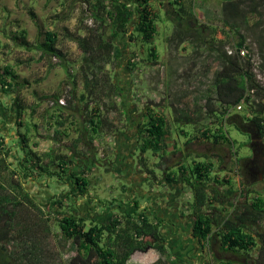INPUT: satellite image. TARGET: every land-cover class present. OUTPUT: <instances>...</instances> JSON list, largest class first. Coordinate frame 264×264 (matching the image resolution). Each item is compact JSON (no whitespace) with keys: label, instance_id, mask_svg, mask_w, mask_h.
Wrapping results in <instances>:
<instances>
[{"label":"rangeland","instance_id":"374dc122","mask_svg":"<svg viewBox=\"0 0 264 264\" xmlns=\"http://www.w3.org/2000/svg\"><path fill=\"white\" fill-rule=\"evenodd\" d=\"M221 3L222 0H195V22H189L176 15L170 5L162 6L153 2L151 5L158 18L156 34L151 44H142L139 38L131 43L126 36L115 42L120 57L107 69L110 80L119 85L120 94L129 104V119L125 120L117 111L107 114V117L115 123L116 129L103 130L104 133L94 137L90 143L96 163L91 165L85 161L86 166H93L87 173L88 194L82 198H74L68 194L70 185L67 180H56L40 174L36 169H32L29 173L22 169L19 159H22L29 150L38 155L53 151L68 158L72 156L74 162L76 159H81L77 152L72 150L71 143L80 135L86 143V136H89L88 128L79 131L83 107L81 101L83 87L79 69L82 53L68 35L83 36L87 29L99 30L100 27L90 13L84 11V0H0V67L6 65L12 67L18 81L25 85L17 94L12 95L4 94L0 88V137L4 143L0 155V185L10 190L9 184L12 181L18 182L17 188L20 187L23 193H28L39 208L37 211L22 201L18 215L15 217L16 226L14 225L13 228L17 242L12 241L5 245L4 241H0V261L2 260L0 264H11L9 255L12 252L18 254L20 249H25L30 244L39 250L42 256L40 264H68L75 255L74 246L71 242L66 243L62 240L57 227V220L66 212L71 211L81 215L82 218L87 219L86 225L90 224L88 220L105 222L111 218V214L118 215L125 212L123 207L133 203L128 197L132 195L140 209H147L149 215L155 209V206L152 207L153 203L168 205V196L172 192H175V195L170 197L171 209H166L165 213L159 212L160 217L167 219L162 226L161 234L166 240L168 254L161 258L162 261H175L177 264H217L222 260L243 264L245 260L249 261L256 257L258 247L248 255L221 252L217 245L212 246L210 250L202 249L191 237V218L188 210V203L192 199L190 190L188 187L182 189L179 185V187L171 185L172 188L163 186L165 180L162 175L165 172L177 170L179 163H189L192 159L197 157L203 159L204 156L214 165L213 176L218 179L229 176L231 179L234 207L232 209L224 207L227 213L236 215L241 210L244 197L249 203L256 195H260L264 200V173L263 179L257 181L256 174H248L245 166L253 154L251 148L254 146L251 142L258 143L261 139L251 132L249 139L247 134L241 133L234 126L228 124L225 126L226 138L232 141L234 150L237 151L236 158L240 159L236 165L238 171L230 172L235 156L232 155L229 145L215 144L198 137L196 133V129L209 121L204 114V120L195 126L178 125L175 120L178 111L194 108L195 97L212 93L210 82L213 73L218 70L224 73L226 69L220 68L221 65L209 54L205 45H200L194 51V48L186 42L174 50L170 46L169 39L175 28L190 27L202 30L207 40L212 36L215 37L216 42L220 41L223 44L225 52L232 48L237 43V36L234 33L231 35L221 21ZM262 13L264 14V9ZM257 20V16H249L250 30H244L243 33L247 37L248 53L256 66L259 57L251 33L259 31L260 27L264 26V19L260 26H253ZM21 30L26 32L25 40L32 47L43 41L44 31L55 32L58 35L61 58L41 56L39 50L19 47L13 41V37ZM103 31L104 38L108 37L109 25H106ZM129 32H132V28ZM218 45L219 42L216 43V46ZM148 46L157 51L156 63L148 60ZM128 61L134 68H130ZM254 71L258 81L264 85V74L255 66ZM54 99L63 102V104L58 103L62 107H59L60 112H57V107L53 108L54 106L51 105ZM17 100L23 108L21 116L17 112ZM198 105L203 106L204 100L201 99ZM148 111L165 119L170 134L162 151L149 150L144 154L148 169H153L155 175V178L147 183L145 182L149 177L145 174L147 167H138L140 171H135L132 170L133 167L127 165L124 171H121L116 164L120 158L127 159L129 150L134 144L131 140L132 122L137 120L139 123H144ZM57 115L61 116V120L65 119L62 127L56 123ZM180 127L187 136L178 132ZM56 131L61 134H55ZM20 135L28 139L26 144L20 143ZM137 138L135 146H139L141 142L140 135ZM188 138L190 140L185 144ZM134 154L133 165L136 167L140 153ZM262 155L264 156L263 152ZM241 187L247 190L243 191L242 195ZM147 193H152L155 199H149ZM181 195L182 198L173 204V200ZM56 199H61V203L50 205ZM177 209L184 215L180 221L175 214ZM170 216L174 221H178L175 222L179 224L177 229L168 223ZM40 218L45 219L46 222L43 225L41 223L39 227L34 226L33 224H37ZM45 224L48 225V233L44 231ZM23 225L27 227L32 225V234L18 237ZM262 227L264 228V219L254 226L261 229ZM158 258L159 255L155 250L146 248L142 252L133 253L128 264H153Z\"/></svg>","mask_w":264,"mask_h":264},{"label":"trees","instance_id":"16d2710c","mask_svg":"<svg viewBox=\"0 0 264 264\" xmlns=\"http://www.w3.org/2000/svg\"><path fill=\"white\" fill-rule=\"evenodd\" d=\"M153 2L162 6L168 4L180 18L195 22V0H84V11L90 13L100 29H87L83 36L68 35L82 53L79 69L83 87L81 93L83 107L79 131L82 132L88 128L89 136H86V143L83 142L81 135L71 143L72 150L77 152L76 154L82 160L76 159L74 162L72 156L68 158L55 154L53 151L38 155L29 150L22 159H19L23 170L31 173L32 169H36L40 174L56 180H67L70 185L68 194L74 198H82L88 194L87 173L93 166H86V164L96 163L90 143L94 137L101 136L104 133L103 130L116 129L115 123L107 117V114L117 111L119 115L124 116L125 120L129 119V104L120 94L119 85L110 80L107 69L110 64L112 67L114 60L120 57V51L116 49L115 42L126 36L131 43L139 38L142 44H151L156 34L158 18L151 5ZM263 9L264 0H222L220 18L230 31L229 33L237 36L234 48L237 50L248 48L247 37L243 34L244 30H250L248 17L257 16L258 20L253 26H260L264 19ZM106 25H109L110 33L104 38L103 30ZM130 28H132L131 33ZM25 36L26 32L21 30L18 35H14L13 41L19 47L39 50L41 56L61 58L58 35L55 32L44 31L43 41L35 47L29 45ZM251 38L259 57L257 66L253 64L249 53L242 58L237 55H228L220 41L216 46L218 42L215 37L212 36L207 40L203 36V31L197 28H175L169 39L170 46L174 50L186 42L194 48V51L200 45H205L209 54L221 65L220 68L226 69L224 73L221 70L213 73L210 82L212 93L195 97L194 108L178 111L175 120L178 125L195 126L203 121L204 117L208 118L207 124L196 129V133L204 140L229 145L232 155L235 156L230 172L238 171L236 165L240 159L236 158L237 151L234 150L232 141L226 138L227 124L234 126L241 133L249 136L251 132L262 139L264 153V85L258 81L254 71L255 66L264 74V26L260 27L259 31L251 33ZM148 60L151 63H156L158 60L156 49L150 46H148ZM128 65L134 68L130 61ZM24 86V83L18 81L12 67L9 65L0 67V88L4 94H17ZM201 99L204 100L203 106L198 105ZM58 101L59 99H54L52 103L53 108L57 107V112H60ZM238 104H242V110L235 111L234 108ZM22 110L18 101L17 112L20 116ZM64 122L65 119L61 120L60 115L56 116L58 126L62 127ZM135 127H137V135H140L139 141L141 139L138 150L142 156L149 150L156 152L165 148L170 129L162 116L148 111L144 123L137 122ZM179 131L187 136L181 127ZM55 134L61 133L56 131ZM20 138V143L28 142L26 137L20 135ZM189 140L188 138L185 144H188ZM3 145L0 137V155ZM142 156L139 158V163L146 168L148 165ZM195 159L189 163H179L177 170H169L163 175L164 182L168 185L188 187L191 192L192 199L188 203V210L194 219L191 237L202 249L210 250L212 246L217 245L218 250L225 253L248 255L250 251L258 247L256 257L249 261L245 260L243 264H264V228H254L264 219L263 198L256 195L249 203L244 197L241 210L236 215L227 213L224 207L231 209L234 207L232 201L234 189L230 177L218 179L212 175L214 165L211 161L204 156L203 159L200 157ZM146 172L155 178L153 169H148ZM9 186L13 191L0 185V241H4L5 245L12 241L17 242L13 228L14 225L16 226L15 217L18 215L22 201L39 211L28 193H23L20 187L17 188L18 182L12 181ZM243 191L247 190L242 188L241 195ZM60 203L61 199H56L50 205L55 206ZM133 203L132 212L112 214L113 216L111 215V218L105 222L88 220L90 224L86 225L87 219L85 220L81 215H78L80 218L77 219L75 213L71 211L60 217L57 220L59 234L66 243L71 242L75 250V255L68 264H128L133 253L142 252L148 247L159 255L153 264H177L175 261L161 259L168 254L166 240L161 234L164 220L148 217L136 201ZM44 222L46 220L40 218V221L33 225L39 227ZM31 226L23 225L22 230L18 232V237L32 234ZM44 231L46 233L49 231L47 224L44 226ZM9 259L13 264H40L42 256L39 250L30 244L25 249H20L18 254L12 252ZM217 263L237 264L222 260Z\"/></svg>","mask_w":264,"mask_h":264},{"label":"flooded vegetation","instance_id":"af4514ba","mask_svg":"<svg viewBox=\"0 0 264 264\" xmlns=\"http://www.w3.org/2000/svg\"><path fill=\"white\" fill-rule=\"evenodd\" d=\"M137 122H139V121H135L134 123L132 122V133H131V135L133 136V138H131V140H133V143L134 144H132V148L129 150V153H128V155H127V159H125L124 160V158H120V160L117 162V164H116V166L118 165V170H121V171H124V169H125V166H131V167H133L132 168V170H139L140 171V169H138V167H143L140 163H139V157H141L142 155L140 154L139 156H138V163H137V166L135 167L133 164H134V160H133V157L135 156V154L134 153H138L139 152V150H138V146H135V144H136V142L138 141V138H137V127H135L136 126V123ZM127 132V131H126ZM249 138H250V136H249ZM130 142H132V141H130ZM262 139L261 140H258V143H254V141L253 142H251L252 143V146H254V147H252L251 149V152L253 153L252 154V156H250V158H249V160H248V162L245 164V166H247V170H248V174L249 173H251V174H256V179H257V181H260V179L262 180L263 179V177H261V175L264 173V160H263V158H264V156L262 155ZM140 153V152H139ZM144 156V155H143ZM142 156V157H143ZM94 165V164H93ZM96 166H97V164H96ZM103 166V165H102ZM246 168V167H245ZM141 172H143V170L141 169ZM144 173V172H143ZM145 174H148V176L149 177H147V179H146V181L145 182H150L151 181V179H153V177L148 173V172H145ZM144 175H142V177H143ZM261 177V178H260ZM259 179V180H258ZM163 186H169L170 188H172L171 187V185H168L167 183H165V185H163ZM162 186V187H163ZM179 187V186H178ZM180 188H182V189H185V188H183V187H181L180 186ZM182 192H184V190L182 191ZM65 195V194H64ZM160 195V194H159ZM175 195V192H172L169 196H168V205H165V208L167 209V210H170L171 209V198L170 197H173ZM142 197V196H141ZM140 197V198H141ZM161 197V196H160ZM175 198H176V196H175ZM182 198V195L181 196H178L175 200H173V204H176V200H179V199H181ZM136 201V200H135ZM134 202V201H133ZM137 202V201H136ZM179 203V202H178ZM177 203V204H178ZM133 206H134V204H133ZM153 207V206H152ZM158 208V209H157ZM144 209V211H145V213H147V209H145V208H143ZM161 211V209H160V206H158L157 204L155 205V209L153 210V212L151 213V214H146L148 217H158V218H161V219H163L164 220V222H165V220H167L166 218H164V217H160V214H159V212ZM190 212V211H189ZM176 214V216L178 217V219H182L183 217H184V215H182L181 214V212L177 209V212L175 213ZM75 216H76V218L77 219H79L80 217L78 216V214H74ZM112 215V214H111ZM165 215V214H164ZM189 216H190V218H191V220H190V223H191V228H190V232L192 233V225H193V222H194V219H193V217L191 216V212L189 213ZM166 217V216H165ZM169 219H168V223L174 228V229H177L178 227H179V224L177 225V224H175V222H178V221H174L173 220V217H168ZM168 224V225H169ZM163 226V225H162ZM167 226V225H166ZM161 229H162V227H161ZM168 231V230H167ZM198 243V242H197ZM148 248H150V247H148ZM0 263H2V260L0 261ZM11 264H12V262H11Z\"/></svg>","mask_w":264,"mask_h":264},{"label":"built area","instance_id":"2783aa9c","mask_svg":"<svg viewBox=\"0 0 264 264\" xmlns=\"http://www.w3.org/2000/svg\"><path fill=\"white\" fill-rule=\"evenodd\" d=\"M226 53L228 55H231V56L237 55V57L242 58V57H246L248 55V50L246 48H241V49L237 50L236 48L232 47V48L227 49ZM252 61H253V59H252ZM58 103L63 104L62 100H59ZM241 103H242V101H241ZM51 105H53L52 102H51ZM234 109H235V111L242 110V104H238Z\"/></svg>","mask_w":264,"mask_h":264},{"label":"crops","instance_id":"0c3cea01","mask_svg":"<svg viewBox=\"0 0 264 264\" xmlns=\"http://www.w3.org/2000/svg\"><path fill=\"white\" fill-rule=\"evenodd\" d=\"M183 45V44H182ZM182 45H180V46H178V47H181ZM163 176V175H162ZM143 194V193H142ZM142 194H139V195H142ZM148 194V196H149V199H151V198H153V199H155V196L151 193V194H149V193H147ZM127 197V196H126ZM129 197V199L131 200V201H135V199H134V197H132V195L131 196H128ZM127 197V198H128ZM141 197V196H140ZM128 199V200H129ZM133 204L134 203H132L131 205H129V204H127L125 207H123V211L125 210V212H132L133 211ZM156 205V202L155 203H153L152 204V206H155ZM158 206H160V209H161V211H163L164 213H165V210H166V208H165V204L163 205V204H161V205H158ZM147 214V213H146ZM181 219H178V221H180ZM187 221H189V220H187ZM195 242L197 243V241L195 240ZM184 248V246L182 247V249ZM211 264H213V263H211ZM218 264V263H217Z\"/></svg>","mask_w":264,"mask_h":264},{"label":"water","instance_id":"95a60500","mask_svg":"<svg viewBox=\"0 0 264 264\" xmlns=\"http://www.w3.org/2000/svg\"><path fill=\"white\" fill-rule=\"evenodd\" d=\"M263 160H264V158H263ZM261 177H262V175H261ZM261 177H260V178H261Z\"/></svg>","mask_w":264,"mask_h":264}]
</instances>
